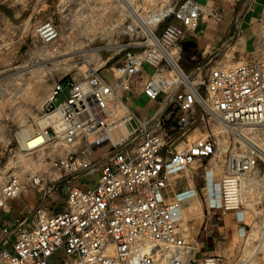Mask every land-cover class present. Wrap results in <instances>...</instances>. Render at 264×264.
<instances>
[{"label":"built area","instance_id":"obj_1","mask_svg":"<svg viewBox=\"0 0 264 264\" xmlns=\"http://www.w3.org/2000/svg\"><path fill=\"white\" fill-rule=\"evenodd\" d=\"M116 2L124 20L106 52L99 47L79 78L52 80L41 113L56 119L11 132L0 151V264H211L192 257L176 220L197 190L175 191L171 175L223 152L224 211L241 210L245 189L264 180V155L238 136L264 127V22L250 55L226 64L243 37L241 12L208 53L182 45L204 13L219 19L198 0L145 16ZM42 24L49 42L58 29ZM18 151L37 167L23 171ZM31 191L37 203L13 213L11 201Z\"/></svg>","mask_w":264,"mask_h":264},{"label":"rangeland","instance_id":"obj_2","mask_svg":"<svg viewBox=\"0 0 264 264\" xmlns=\"http://www.w3.org/2000/svg\"><path fill=\"white\" fill-rule=\"evenodd\" d=\"M128 1L145 15L166 7L171 0ZM123 14L116 0H0V151L4 157L11 132L38 125L36 117L42 115L41 103L52 80L65 74L79 78L86 65H92L97 49L100 47L104 54L110 47L111 34L124 20ZM47 21L58 33L43 42L36 27ZM231 50L226 52V64L235 61ZM57 97L61 100L63 94ZM243 131L264 149V127ZM197 134L196 129L190 137ZM18 153L23 171L29 165L37 167L30 154ZM222 155L190 165L172 177L175 191L192 186L197 190V196L188 199L176 216L179 229L198 262L210 259L211 264H264V180L245 189L241 210L224 211L219 193ZM20 197L11 201L17 215L37 203L32 197L23 204ZM57 206L60 204L54 208Z\"/></svg>","mask_w":264,"mask_h":264},{"label":"crops","instance_id":"obj_3","mask_svg":"<svg viewBox=\"0 0 264 264\" xmlns=\"http://www.w3.org/2000/svg\"><path fill=\"white\" fill-rule=\"evenodd\" d=\"M198 1L212 10L213 14L219 16V19L206 13L200 17L195 32L191 37V39L195 41L194 48L197 50L204 49L208 53H215L221 46L224 38L232 29L234 14L238 11L242 13L243 37L239 38L233 47V58H235L234 60L236 61L239 59L238 55L243 57L249 56L251 50V30L256 26L258 18L264 22V0H255L251 6L252 8L246 10H244L245 3L241 2V0ZM246 31H249L248 34H245ZM32 197L36 199L38 195H32L31 193V196L29 197L23 195L20 198L23 199L24 204L26 199ZM14 203L15 202H13V206ZM4 219L7 220V218Z\"/></svg>","mask_w":264,"mask_h":264},{"label":"bare ground","instance_id":"obj_4","mask_svg":"<svg viewBox=\"0 0 264 264\" xmlns=\"http://www.w3.org/2000/svg\"><path fill=\"white\" fill-rule=\"evenodd\" d=\"M127 6H129V8H131L132 10L136 11V8L134 6H132V2L128 1V0H122ZM157 13L156 15H158V12H155ZM145 16V15H144ZM154 16V15H153ZM144 18V17H143ZM146 20V18H145ZM39 29V32L41 35H45V31H46V26L44 24H41L39 25L38 27ZM56 119V113L53 112L52 114H42L38 117H36V123L39 125V126H45L46 124H48L49 122H52ZM246 129V128H244ZM25 129L19 131L20 134H23L25 131ZM246 131H238V136L239 138L244 141L246 144H249V145H253L255 147L258 148V150L260 151V153L262 155H264V149H262L261 147L258 146V144H256L255 142H253L250 138H248V136H246ZM248 135V134H247ZM40 139L39 136L35 137V138H31V139H27V141L25 142V146H31L35 141H38ZM215 164L214 165H217L218 164V161L216 160L214 162ZM212 165V167L214 166ZM178 173H175L173 175H171V178H170V181L172 179V177L176 176ZM189 188V187H187ZM185 188V189H187Z\"/></svg>","mask_w":264,"mask_h":264},{"label":"water","instance_id":"obj_5","mask_svg":"<svg viewBox=\"0 0 264 264\" xmlns=\"http://www.w3.org/2000/svg\"><path fill=\"white\" fill-rule=\"evenodd\" d=\"M182 45H183L184 48L187 47L188 45H192V46H194V45H195V41L192 40V39H190V40H186V41H183V42H182Z\"/></svg>","mask_w":264,"mask_h":264}]
</instances>
